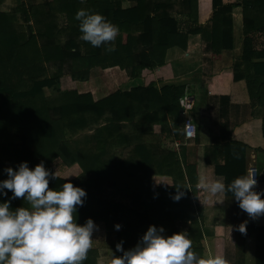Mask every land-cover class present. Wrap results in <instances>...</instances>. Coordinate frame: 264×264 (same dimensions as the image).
<instances>
[{"label": "trees", "instance_id": "1", "mask_svg": "<svg viewBox=\"0 0 264 264\" xmlns=\"http://www.w3.org/2000/svg\"><path fill=\"white\" fill-rule=\"evenodd\" d=\"M234 5L238 4L212 0L214 53L232 46L230 13ZM241 5L245 34L242 58L252 70L247 75V88L251 104L264 105V62L251 61L252 57H264V49L256 52L252 43L253 33L264 30V0H242ZM79 9L100 13L118 26L119 34L112 43L115 51H105L108 45L93 47L80 38L79 21L75 19ZM55 10L67 19L57 30L64 36L61 44L54 41ZM23 14L35 21L36 29L30 26L28 33H22L15 27L13 15L0 11V181L8 178L7 168L17 170L21 162L30 169L43 163L50 173L51 162L57 157L67 166L77 164L81 174L76 179L54 173L56 179L49 176V187L54 190H61L64 182L85 190L83 205L76 210L77 224L83 225L89 218L94 224L101 223L114 233L115 245L122 244L125 251L137 245L149 225L163 227L165 236L181 232L184 226L192 250L203 257L201 225L189 203L186 170L190 166L178 158L176 148H164L161 142L148 146L139 142L120 158L112 148L119 134L103 139L104 129L111 132L124 121L133 126L147 125L148 129L157 120L155 113L178 116L183 87L166 85L157 89L150 83L128 91L117 89L96 101L90 93L59 89L62 71L74 80L85 81L93 67L118 66L135 77L144 68L162 65L169 47L185 48L187 34L200 29L197 0H51L31 5ZM225 28H230L228 43ZM46 63L56 67L51 75ZM45 88L52 90L51 94L46 95ZM136 109L141 113L135 119ZM86 113L95 115L92 124H98L101 118L104 124L78 135L88 124ZM262 130L264 135V117ZM233 151L230 148L225 163L215 168L225 175L226 185L236 178L237 171L244 176V157L233 155ZM176 186L183 187L180 190L184 192L178 202L172 198ZM106 190L119 200L103 197ZM12 195L4 189L0 203L8 201L13 210L28 207L22 199H11ZM94 250L90 249L83 264L96 263ZM122 254L118 251L119 256ZM256 264H264L263 246L256 249Z\"/></svg>", "mask_w": 264, "mask_h": 264}, {"label": "crops", "instance_id": "2", "mask_svg": "<svg viewBox=\"0 0 264 264\" xmlns=\"http://www.w3.org/2000/svg\"><path fill=\"white\" fill-rule=\"evenodd\" d=\"M221 1L222 4H238L232 7L230 13V48L223 47L219 53L213 52L212 0H197V22L200 29L196 33L187 34L185 48L177 45L169 47L162 65L152 69L144 68L135 77L128 76L118 66L104 69L93 67L87 80L77 82L76 91L90 93L96 101L110 94V90L128 91L132 87L147 86L150 83L157 89L166 85L183 87L178 116L155 113L153 116L157 120L151 125L152 136L164 148H176L178 158L190 166L188 170V167L185 168L190 180L187 183L191 198L189 203L195 209L201 225L202 256L222 253L229 264H256V249L264 247V215L255 220L249 218L239 208L231 193L227 194L222 204L213 203L216 197L197 186L201 176L208 179L222 176L225 182V175L216 172L215 168L225 163L226 154L233 148V155L239 153L241 158L244 157V176L249 174L250 168L256 170L257 185L254 191L264 198V105H252L247 88V75L252 70L245 66L247 62L242 58L245 39L242 0ZM180 29L183 32L187 30ZM225 29V43H228L230 28ZM258 35H264V32L257 31L252 37L256 52L264 49V46L256 44L255 38L258 39ZM251 61L264 62V57H252ZM182 99L187 100L185 106L181 105ZM138 111L136 109L135 119L141 113ZM185 116L196 124V137L186 141L182 137ZM121 123L127 124V121ZM145 127L147 125L134 126V131ZM123 129L127 131V126ZM130 132L129 129L121 133ZM176 141L181 142L177 147L174 145ZM230 142L236 143L230 145ZM240 144L244 145V149ZM240 174L237 171L234 175L238 177ZM243 222H247L246 234L237 230ZM181 229V232H185L184 226Z\"/></svg>", "mask_w": 264, "mask_h": 264}, {"label": "clouds", "instance_id": "3", "mask_svg": "<svg viewBox=\"0 0 264 264\" xmlns=\"http://www.w3.org/2000/svg\"><path fill=\"white\" fill-rule=\"evenodd\" d=\"M75 19L79 21L83 41L93 47L108 45L105 51H115L112 43L119 34L118 26L104 15L85 9L77 10ZM6 172L8 178L0 181V192L11 191V199H22L28 207L13 210L8 201L0 203V264H83L97 229L90 218L83 225L76 223L77 206L83 205L85 190L71 182H64L61 190L50 188L49 176L57 177L43 163L30 169L26 162H21L17 170L9 167ZM256 185L255 175L249 173L227 185L222 176H201L197 186L216 197L213 203L222 204L231 193L239 208L255 220L264 215V198L254 191ZM176 187L172 198L178 202L184 192L180 190L183 187ZM246 223L238 226L241 234H246ZM115 227L119 230L120 225ZM163 232V227L149 225L135 247L125 251L122 244H117V251L123 254L114 256L111 264H229L222 253L198 256L187 232L169 236Z\"/></svg>", "mask_w": 264, "mask_h": 264}, {"label": "rangeland", "instance_id": "4", "mask_svg": "<svg viewBox=\"0 0 264 264\" xmlns=\"http://www.w3.org/2000/svg\"><path fill=\"white\" fill-rule=\"evenodd\" d=\"M49 1L51 0H3L2 3L0 4V11L7 12L8 14H12L15 27L22 33L23 32L28 33L29 28L32 27L33 29H36L37 24L33 19L27 20L25 18V15L23 14L24 10H29L31 5L34 6L37 4L40 6L44 4V2H49ZM63 16H64L63 12L55 10L54 17L52 18L53 23L56 25L55 28H57L56 35L54 37V41L57 44H61L64 42V36L60 34L59 31H57L60 30V26L64 22H67V19L65 20ZM259 32H264V30ZM255 39L257 45L261 47L264 46V35H258V39L257 38ZM46 66L48 68V74L50 75L52 72L56 70V67L52 63L49 64L46 63ZM78 81L79 80L72 79L70 74L63 73L62 71V74L60 75L59 78V89L61 91L77 90ZM51 92L52 90L48 88L44 89V93L46 95L51 94ZM109 92L112 91L110 90ZM74 116H77V114H75ZM84 117L87 119L88 124L86 125V129L84 131L79 130L80 132H78V135L83 133H88L92 130L88 128H96L97 125L102 126L104 124L103 123L104 118L98 120V124H92L90 121L94 120L95 117L93 113H86L84 114ZM125 126H127V131H129V129L131 130L130 134L120 135L121 132H127L123 129ZM117 134H119L120 138L119 140L113 142L112 148L116 150V156L120 158H122V156H126L128 152H130V148L139 142L144 143L146 146H148L149 144H156L151 133V126L148 129L144 128L142 130L134 131V126L131 123L129 124L120 123V127L118 129L112 130L111 132L109 130L104 129L103 139L110 138L111 136L116 137ZM96 146L99 147L98 144ZM51 165H52L53 173L55 175L61 176L66 179H76L81 174V169L78 167V165L75 164L73 166H67L58 157L53 159ZM101 195L105 198H109V199L114 198V200H119L117 196H113V197L110 196L109 190H106ZM95 225L97 226V229L94 230L92 234V238H93L92 249L96 250V251L94 250L96 252L95 260L98 262L99 261L104 262L105 264H111V260L113 259V257L119 256L116 248L117 245H115V241H116L115 235L112 231H109L108 229H104L101 223H97Z\"/></svg>", "mask_w": 264, "mask_h": 264}, {"label": "built area", "instance_id": "5", "mask_svg": "<svg viewBox=\"0 0 264 264\" xmlns=\"http://www.w3.org/2000/svg\"><path fill=\"white\" fill-rule=\"evenodd\" d=\"M187 100L186 99H182L181 100V105H186ZM191 134V135H190ZM182 137L183 140H190L196 137V124L194 123V121L188 117L185 116L184 117V121H183V130H182ZM181 144L180 141H176L174 142V145L177 147ZM249 173H251L252 175L256 176V170L254 168H250ZM256 179V178H255ZM95 264H105L104 262H98L96 261Z\"/></svg>", "mask_w": 264, "mask_h": 264}]
</instances>
